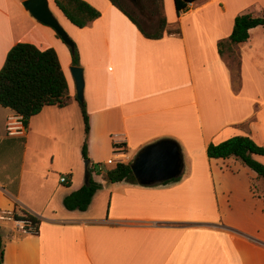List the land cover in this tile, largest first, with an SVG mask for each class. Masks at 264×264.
<instances>
[{"label":"crops","instance_id":"1","mask_svg":"<svg viewBox=\"0 0 264 264\" xmlns=\"http://www.w3.org/2000/svg\"><path fill=\"white\" fill-rule=\"evenodd\" d=\"M21 1L0 0V69L17 42L53 48L62 68L73 66L67 46ZM85 1L100 16L82 28L48 3L78 50L88 157L120 152L125 160L115 161L128 163L143 146L171 138L181 147L183 173L151 185L112 183L100 173L85 211L55 212L54 197L85 184L76 154L67 151L83 143L82 114L83 125L73 100L47 105L28 119L23 136L9 137L13 111L0 105V144L11 145L0 149V210L16 205L39 221L37 233L25 234L7 220L13 226L3 264H264V181L239 160L206 155L209 143L235 135L264 147V25L231 53L217 50L235 16L258 13L264 0H197L179 14L173 0H163L167 28L180 32L159 39L143 36L109 0ZM16 141L19 152L11 153ZM253 157L264 164L263 155ZM63 169L67 189L55 176Z\"/></svg>","mask_w":264,"mask_h":264},{"label":"trees","instance_id":"2","mask_svg":"<svg viewBox=\"0 0 264 264\" xmlns=\"http://www.w3.org/2000/svg\"><path fill=\"white\" fill-rule=\"evenodd\" d=\"M55 6L63 13L65 18L82 28L100 16V11L85 0H53ZM133 22L143 36L150 39H159L165 34H178L179 28L168 29L166 18L162 14V0H153L157 21L153 32L146 31L140 22L124 7L120 0H109ZM139 12L144 11L142 0H129ZM197 0H173L176 13H182ZM160 10V11H159ZM161 12V13H159ZM158 14V16L156 15ZM154 20V21H155ZM259 25H264V9L258 13L244 12L235 16L233 28L227 38L217 42L218 53L222 56L232 52L233 46L244 42L249 37V30ZM74 43V42H73ZM72 65L79 66V55L74 43L71 49ZM70 102L67 82L62 72L56 51L53 48L39 49L32 43L17 42L7 52L4 63L0 69V105L24 117L25 124L28 119L41 111L44 106L54 105L65 107ZM84 123L85 137L81 147L84 160H88L87 170L91 173L94 165L87 154V134L89 131L88 113L84 100L79 101ZM263 155L264 147L258 145L247 135H235L217 144L209 143L206 148L208 158H234L241 164L253 170L257 177L264 181V164L256 160L253 155ZM108 182L128 181L137 183L130 169V162H118L104 174ZM179 177L162 182L163 184L178 181ZM101 184L89 177L86 184L66 195L63 206L67 210L85 211L91 199ZM254 190V188H253ZM15 220L24 219L33 224L39 221L26 211H17L16 205L11 212ZM38 229V227H37ZM0 264H3V240L0 233Z\"/></svg>","mask_w":264,"mask_h":264},{"label":"water","instance_id":"3","mask_svg":"<svg viewBox=\"0 0 264 264\" xmlns=\"http://www.w3.org/2000/svg\"><path fill=\"white\" fill-rule=\"evenodd\" d=\"M21 5L32 18L51 27L62 41L73 49V41L53 14L48 0H22ZM70 72L75 83L76 98L81 101L84 87L82 69L79 66H71ZM87 164L88 160H85V183L90 177ZM183 168L181 147L171 138H161L143 146L130 162L135 180L142 185L159 184L180 177Z\"/></svg>","mask_w":264,"mask_h":264},{"label":"rangeland","instance_id":"4","mask_svg":"<svg viewBox=\"0 0 264 264\" xmlns=\"http://www.w3.org/2000/svg\"><path fill=\"white\" fill-rule=\"evenodd\" d=\"M122 2V4L124 5V7L140 22V24L143 26V28L148 31V32H153L155 29H156V24H157V21L154 18V14H153V11H155V5H154V1L153 0H142V3L144 5V11L142 12H139L138 9L135 8V6L133 4H131V2L129 0H120ZM162 4H163V0H162ZM162 14H164L165 16V5H162ZM160 11V10H159ZM159 12V13H161ZM156 15L158 16V14L156 13ZM155 20V21H154ZM65 30V29H64ZM66 32V31H65ZM56 33V32H55ZM67 33V32H66ZM68 35V34H67ZM58 36V35H57ZM69 36V35H68ZM59 37V36H58ZM60 38V37H59ZM61 39V38H60ZM71 39V38H70ZM62 41V39H61ZM73 41V39H72ZM74 42V41H73ZM64 43V42H63ZM65 44V43H64ZM69 50V53L71 54V49L70 47L65 44ZM78 51V50H77ZM72 55V54H71ZM79 55V54H78ZM71 62H72V56H71ZM72 64V63H71ZM61 66V64H60ZM70 67L67 69L66 67H63L61 66V69H62V72L65 76V79H66V82H67V88H68V94L70 96V101L73 100L75 101L74 103H76L75 105V109H76V112L78 113L77 114V117L82 124V120H80V114H81V108H80V104H79V100L76 98V91H75V83H74V79L71 75V72H70ZM71 86H72V94L74 95L73 97H71ZM84 132V130H83ZM50 141L47 140L43 143V146L45 147H50ZM7 143H3V144H0V149L2 148H9L11 147V145L8 147L6 146ZM82 145V144H81ZM81 145H78L76 147V149H73L75 148V146L73 145V143H69V147L67 149L68 153H70L72 155V158H73V155L76 154V157L78 158L79 160V166L82 168V182L83 184L85 183V165H84V159L82 157V154H81ZM21 147V142L19 141H16V146L11 150V153H14V152H19V148ZM81 158V160H80ZM111 159H113L114 161L118 158L119 160H125V156L120 154V152H114L112 154V157H110ZM126 158H129V156H127ZM1 160V158H0ZM4 160V159H3ZM89 160H91V162L93 163L94 165V169L91 170V178L95 181V178H96V175L100 174L103 175V180L104 179V174L105 172L111 168V166L115 165L116 162L118 161H115L113 164H107L106 163V160L107 159H104L103 161H93L91 158H89ZM1 163V162H0ZM81 163V164H80ZM190 161L187 157V160H186V172L189 171V164ZM101 168V170H99L98 168ZM14 170H15V167H14ZM56 178L58 180V178L60 176H65L67 178V183H61V185H63L64 188H68L67 187V184L69 183V180H68V176H67V171L66 170H60L58 171V173H56ZM97 180L99 178H96ZM180 179V177H179ZM260 179V178H259ZM101 183L103 184L102 180H101ZM86 184V183H85ZM101 188V187H100ZM99 188V189H100ZM98 190V189H97ZM101 191V190H100ZM102 193H105V192H102ZM100 193L99 194V191H97L95 197H100V195L102 194ZM56 199V201L52 202L53 206L55 207L54 210L55 212H59L60 211H63V212H68L63 204H62V198L57 196V197H54ZM93 205V204H92ZM90 207H93V206H90ZM91 209V208H90ZM13 226V222L12 221H7V220H4V221H0V233H1V236H2V240L5 241L7 236L8 235V232L9 230L11 229V227Z\"/></svg>","mask_w":264,"mask_h":264},{"label":"built area","instance_id":"5","mask_svg":"<svg viewBox=\"0 0 264 264\" xmlns=\"http://www.w3.org/2000/svg\"><path fill=\"white\" fill-rule=\"evenodd\" d=\"M190 5L191 4H189V6ZM5 130H6L7 136H9V137H21V136H23L25 134V131H26V124H25L24 117L21 114H18V113L13 111L7 117ZM115 150H118V149L115 148ZM114 162L115 161L111 158L106 160L107 164H113ZM98 169L101 170L100 167ZM59 181L62 183H66L67 178L65 176H60ZM0 220H12V221H14L15 224L17 225V227L19 228V230L25 234L37 233V224H33L30 221H27L24 219L15 220L12 217L11 212H5V211L0 210Z\"/></svg>","mask_w":264,"mask_h":264}]
</instances>
